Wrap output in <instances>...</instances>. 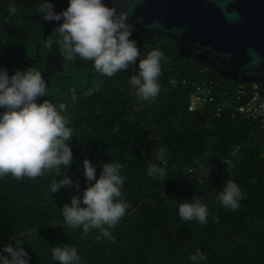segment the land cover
Returning <instances> with one entry per match:
<instances>
[{"label": "trees", "instance_id": "1", "mask_svg": "<svg viewBox=\"0 0 264 264\" xmlns=\"http://www.w3.org/2000/svg\"><path fill=\"white\" fill-rule=\"evenodd\" d=\"M12 5L13 0H0V58L8 55L7 50L23 58L9 56L0 59V65L13 72L30 66V59L49 57L56 67L54 63L63 59L47 46L51 31L40 42L43 27L35 0H14L16 10L10 12ZM5 20L20 27L19 35L4 28ZM129 28L141 59L152 49L164 53L161 91L155 100L145 102L133 94L129 78L135 65L106 77L95 71L91 61L80 60L49 69L45 79L50 96L40 98L67 106L75 158L67 175L78 180L79 191L86 186L85 157L96 164L97 174L102 162L123 165V194L129 208L112 229L115 242L97 239L96 230L83 234L82 229L69 227L61 207L78 190L67 187L49 193V184L60 177L45 173L35 179L0 177V244L23 243L30 264H56L51 258L55 245L75 246L84 264H191L190 256L197 249L206 257L202 264H264V129L255 118L232 117L235 102L226 106L217 94L203 109L189 110L190 90L182 79L212 80L217 85L214 94L218 85L230 90L236 82L207 65L197 50L191 49L188 57L180 55V45L172 37L150 38ZM261 88L264 92V84ZM219 105L223 109L217 115ZM162 146L168 150L162 164L166 175L152 178L147 168L152 162L161 163L155 157ZM208 167V176L200 172ZM227 180L235 181L243 192L235 211L216 199ZM194 195L210 209L206 224L184 221L178 215L179 204Z\"/></svg>", "mask_w": 264, "mask_h": 264}, {"label": "clouds", "instance_id": "2", "mask_svg": "<svg viewBox=\"0 0 264 264\" xmlns=\"http://www.w3.org/2000/svg\"><path fill=\"white\" fill-rule=\"evenodd\" d=\"M35 2L37 15L46 22H57L47 36V46L55 48L64 62L91 61L95 71L106 77L135 65L136 72L129 78L133 94L145 102L159 96L164 53L152 49L140 58V47L126 14L117 12L106 0H68L67 7L60 11L55 10L52 0ZM15 10L13 0L9 11ZM49 96L48 81L41 71L28 66L10 73L0 65V177L11 174L16 179H35L45 173L60 177L49 184V193L67 187L78 190L61 207L64 222L72 229H82L83 234L96 230L97 239L115 242L112 229L129 208L123 194V165L110 160L102 162L97 174L96 164L85 157L82 175L86 186L79 191L78 180L67 175L75 159L70 144L74 129L65 114L67 106L57 105L51 99L40 100ZM167 155V148L160 147L155 159L161 163L149 165L150 177L166 175L162 164H166ZM210 171L211 167L200 169L207 176ZM199 183H205L202 176ZM242 197L241 187L227 180L216 199L222 207L235 211ZM209 214L208 205L196 195L178 206V215L184 221L206 224ZM22 245L19 241L0 244V264H30V254ZM51 258L56 264H84L72 245L52 246ZM205 259L199 249L190 256L191 264H202Z\"/></svg>", "mask_w": 264, "mask_h": 264}, {"label": "water", "instance_id": "3", "mask_svg": "<svg viewBox=\"0 0 264 264\" xmlns=\"http://www.w3.org/2000/svg\"><path fill=\"white\" fill-rule=\"evenodd\" d=\"M127 23L147 37L170 36L182 49H194L198 57L239 74L227 77L238 82L264 84V0H106ZM68 0L55 5L60 11ZM43 39L57 22H46L38 15ZM221 74L220 69H216ZM225 77V76H223ZM264 116V112L256 119Z\"/></svg>", "mask_w": 264, "mask_h": 264}, {"label": "built area", "instance_id": "4", "mask_svg": "<svg viewBox=\"0 0 264 264\" xmlns=\"http://www.w3.org/2000/svg\"><path fill=\"white\" fill-rule=\"evenodd\" d=\"M204 71L207 70L205 67ZM176 82V78L171 79ZM184 86L189 88V110H201L211 101L216 99V94L221 98L225 105L228 106L230 101H234L235 105L232 107V117L243 116L245 118H255L264 112V92L261 88L260 82H238L236 86L230 90H226L222 85L219 86L218 93L214 94L216 83L212 80H187L181 81ZM190 83V84H189ZM223 109L222 105L216 107V114L220 115ZM260 128L264 129V116L257 118Z\"/></svg>", "mask_w": 264, "mask_h": 264}, {"label": "flooded vegetation", "instance_id": "5", "mask_svg": "<svg viewBox=\"0 0 264 264\" xmlns=\"http://www.w3.org/2000/svg\"><path fill=\"white\" fill-rule=\"evenodd\" d=\"M4 28L5 29H10L11 30L10 32L12 33V35H16V36L19 35L17 33V31L21 32V29H20V27L18 25H15V24L7 21V20H5ZM25 28H27V27H25ZM20 37H21V35L18 37V40H20ZM182 52H184L185 54H189V55L191 54V50H189V49H182ZM4 53H8V55L7 56H3L2 55V58H0V59L5 60L6 58L8 59L9 56H11V57H13L15 59L23 58L22 56L18 55L17 53H9L8 50L6 52H4ZM196 54L200 55V56H203L200 53H196ZM211 62H213L215 64V68L216 69H218V68L220 69V72H221V74H223V76H225V77H238L239 76V74L236 73L235 71H232V70H230L228 68H225V67H221L219 62H217V61H211ZM29 65H30V67L36 68L37 70H38L39 66H41V65L43 66L44 65V70H40V71L43 73L44 78H46V76H48L47 72H48L49 69L53 70L56 67L60 68L62 66H66L67 64H66V62H64V60H59L58 63H54V65H56V67H53V59H50L48 57L45 60V58L44 59L43 58L40 59V57H38L37 59H30ZM8 71L10 73L12 72L11 70H8Z\"/></svg>", "mask_w": 264, "mask_h": 264}, {"label": "rangeland", "instance_id": "6", "mask_svg": "<svg viewBox=\"0 0 264 264\" xmlns=\"http://www.w3.org/2000/svg\"><path fill=\"white\" fill-rule=\"evenodd\" d=\"M182 63H184L185 64V61H183ZM225 82V81H224ZM226 83H228V84H231V82L230 81H228V80H226Z\"/></svg>", "mask_w": 264, "mask_h": 264}]
</instances>
